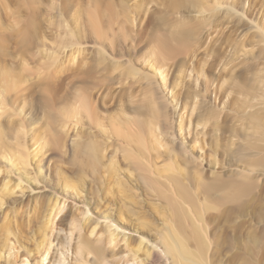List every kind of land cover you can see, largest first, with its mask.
Segmentation results:
<instances>
[{
	"label": "rangeland",
	"instance_id": "1",
	"mask_svg": "<svg viewBox=\"0 0 264 264\" xmlns=\"http://www.w3.org/2000/svg\"><path fill=\"white\" fill-rule=\"evenodd\" d=\"M262 158L264 0H0V251L264 264Z\"/></svg>",
	"mask_w": 264,
	"mask_h": 264
},
{
	"label": "bare ground",
	"instance_id": "2",
	"mask_svg": "<svg viewBox=\"0 0 264 264\" xmlns=\"http://www.w3.org/2000/svg\"><path fill=\"white\" fill-rule=\"evenodd\" d=\"M187 28V27H186ZM185 35V34H184ZM183 35V36H184ZM177 50V49H176ZM174 53V52H173ZM165 72V71H164ZM163 71H160V76L162 78V81L165 84V81H166V74L164 73ZM177 140V139H176ZM263 159V158H262ZM261 160V158H260ZM263 164H264V159H263ZM30 167V166H29ZM30 169V168H29ZM34 171V170H33ZM44 174V172H42ZM20 188H22L20 186ZM72 191H74V193H78L80 196L82 195V192L80 190H78V188H74L72 187ZM219 188H228V192L225 194V197L224 199L228 200V201H237L239 202V200H241V198H243L244 195H246L247 193H249V186L246 184V183H233L232 181H228V180H219V181H216V182H212L210 184H208L206 186V191H215V190H218ZM210 193V192H209ZM73 198V201H69V197H66V196H60L58 197L57 199V207L56 209L54 210L53 214L50 216V231H51V237L49 238L48 240V244H49V249H47V251H44V252H40L38 251V255L39 257L36 258V256L33 258L31 256L28 255V252H24L23 250H21L18 246L19 245V241H18V238L15 237V235L12 234L13 237H7V241L9 242L8 244V250L7 251H0L2 252L1 255H0V258H5L4 259V262L1 264H9L11 261L12 262H19V264H63V262H61L60 259L56 260V256L54 254L51 253V250L52 252H54L53 250V245L56 244L57 240L54 236V232L56 231H60V230H63V227H64V224L65 222L67 221L68 217H69V213H70V209H73L72 206H73V202L76 201V199H80L78 197H75V196H72V195H69ZM71 198V199H72ZM75 199V200H74ZM88 214V217H90L89 213L87 212ZM179 214V213H178ZM198 215V214H197ZM181 217V216H180ZM87 218V217H86ZM177 218V217H176ZM93 219V218H92ZM181 220V218L179 219ZM89 221V220H88ZM182 223V220L180 221ZM180 223V224H181ZM94 224V222H93ZM186 224V223H185ZM111 229H112V232L114 234H116L117 236L118 235H122L123 237H128V234L127 233H123L122 231H120L121 229H119L120 227H117V226H114L112 224H109V226ZM182 227V225H181ZM185 227V226H184ZM186 229V227H185ZM113 236V235H112ZM111 236V237H112ZM126 237V238H127ZM200 237V236H199ZM22 238V237H21ZM117 238V237H116ZM118 238H121V237H118ZM79 240H80V237H79ZM78 240V241H79ZM82 240V239H81ZM80 240V241H81ZM117 240V239H116ZM80 243H82V246H83V249L86 250V251H89L91 246L89 243H84L83 241H81ZM112 243V242H111ZM114 243V242H113ZM120 243V242H119ZM7 245V244H6ZM80 245V244H79ZM78 245V246H79ZM140 245V244H139ZM143 246V245H142ZM52 248V249H51ZM55 248V247H54ZM57 248V247H56ZM101 248V247H100ZM142 248V247H141ZM148 248V247H147ZM150 248V247H149ZM148 248V250H149ZM96 249V248H95ZM99 249V248H97ZM3 250V249H2ZM57 250V249H56ZM82 250V249H81ZM116 250V249H115ZM142 250V249H141ZM146 250V249H145ZM26 251V250H25ZM95 251V250H94ZM144 251V249H143ZM57 252V251H56ZM97 252V250H96ZM126 252V251H125ZM119 253V252H118ZM141 253V252H140ZM150 253V252H149ZM148 253V254H149ZM152 253V252H151ZM113 254L115 255V253L113 252ZM131 254V253H130ZM100 255V254H99ZM141 255V254H140ZM150 255V254H149ZM131 256V255H130ZM129 256V257H130ZM74 257V256H73ZM137 258V257H136ZM147 258H149L147 256ZM72 259V258H71ZM11 260V261H10ZM14 260V261H13ZM77 259H73L72 262L68 261L67 264H75L76 262L75 261ZM136 260V259H135ZM209 260V259H208ZM10 261V262H9ZM75 262V263H74ZM87 263L89 262V260L86 261ZM146 262V261H145ZM14 263H11V264H14ZM134 263V262H133ZM137 263L139 264H142V262H140V260L138 259L137 260ZM66 264V263H65ZM85 264V263H84ZM135 264V263H134Z\"/></svg>",
	"mask_w": 264,
	"mask_h": 264
}]
</instances>
